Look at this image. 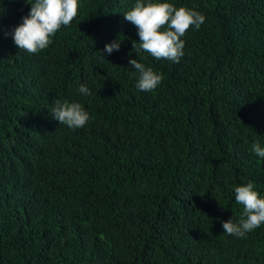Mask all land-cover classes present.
I'll use <instances>...</instances> for the list:
<instances>
[{
	"label": "trees",
	"instance_id": "16d2710c",
	"mask_svg": "<svg viewBox=\"0 0 264 264\" xmlns=\"http://www.w3.org/2000/svg\"><path fill=\"white\" fill-rule=\"evenodd\" d=\"M158 2L206 18L179 63L134 50L137 0H79L34 55L12 35L31 4L0 0V264H264V224L222 227L243 215L234 186L264 196V0ZM130 59L163 74L154 92ZM57 99L87 125L53 119Z\"/></svg>",
	"mask_w": 264,
	"mask_h": 264
},
{
	"label": "clouds",
	"instance_id": "9594fccd",
	"mask_svg": "<svg viewBox=\"0 0 264 264\" xmlns=\"http://www.w3.org/2000/svg\"><path fill=\"white\" fill-rule=\"evenodd\" d=\"M28 15L22 18V23L14 29L15 45L29 55L39 54L52 43L53 37L62 26H70L78 16L79 0H34ZM124 18L134 24L140 37L139 49L134 43V50L149 53L155 59H166L179 63L185 55V36L190 28L199 30L205 22V16L200 12L185 7L177 8L167 2H147L137 0L134 8L124 13ZM120 41L105 46L109 55L120 49ZM129 64L138 75L136 87L140 91L154 92L163 81V74L146 67L138 59H130ZM79 93L91 95L89 87L81 84ZM51 116L60 125L72 130L83 128L91 117L79 102L55 100ZM251 150L260 158H264V147L259 143L251 146ZM235 201L243 206V215L238 221H225L222 227L225 233L236 238H245L246 234L264 224V196L255 190L252 182L246 185L234 186Z\"/></svg>",
	"mask_w": 264,
	"mask_h": 264
}]
</instances>
